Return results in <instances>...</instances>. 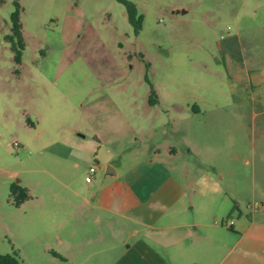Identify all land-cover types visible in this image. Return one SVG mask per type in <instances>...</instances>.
Here are the masks:
<instances>
[{
  "label": "rangeland",
  "instance_id": "rangeland-1",
  "mask_svg": "<svg viewBox=\"0 0 264 264\" xmlns=\"http://www.w3.org/2000/svg\"><path fill=\"white\" fill-rule=\"evenodd\" d=\"M14 1L0 3V252L15 250L23 264H70L55 250H45L47 243L58 248L51 232L31 236L39 219L37 208L43 204L51 206L52 221L75 224V241L85 238L88 252L105 245L90 241L101 226L93 224L91 214L82 216L78 198L68 201L65 188L43 171L58 148L54 142L76 137L84 129L82 125L76 130L74 124L79 117L77 94L81 81L91 77L90 67L78 56L58 73L67 43L64 33L73 22L100 28L109 38L107 29L116 25L122 47L115 49L127 54L134 47L146 50L158 69L149 71L152 76L160 68L166 70L174 42L196 43L197 52L202 47L221 60L233 88L243 93L244 104L240 110L203 103L206 112L181 115L189 131H181L180 140L206 141L213 148L208 147L211 156L201 158L179 147L182 154L173 166L184 185L226 189L239 203L240 214L231 205L235 220H248L253 212L257 220H264V0H131L145 13L138 35L127 17L123 22L121 13L126 10L119 0H16L23 48L15 37H8ZM174 6L180 11L173 12ZM148 38L160 40L163 48ZM180 67L188 73L185 65ZM212 70L210 79L200 76L214 93L224 86L217 84L216 69ZM13 181L28 188L29 197L19 205L9 199ZM250 201L260 202V210L253 211ZM71 203L75 211L67 209ZM83 219L87 223L82 224ZM106 257L105 251L75 261L104 264Z\"/></svg>",
  "mask_w": 264,
  "mask_h": 264
},
{
  "label": "crops",
  "instance_id": "crops-1",
  "mask_svg": "<svg viewBox=\"0 0 264 264\" xmlns=\"http://www.w3.org/2000/svg\"><path fill=\"white\" fill-rule=\"evenodd\" d=\"M121 17L127 21L126 11ZM107 32L110 38L100 28L73 22L64 33L67 43L58 73L78 56L91 70L77 94L74 129H84L76 137L55 141L57 157L43 168L65 188L68 201L78 198L82 216L91 214L93 224L101 226L90 241L105 245L94 252L106 251L104 264H264V220H257L254 212L248 220H235L231 205L240 214L239 203L226 189L184 185L173 166L182 154L179 147L201 158L211 156L208 147L213 148L206 141L180 140L181 131H189L181 115L206 112L203 103L240 110L244 104L243 93L233 88L221 60L202 47L197 52L196 43L174 42L166 70L160 68L152 76L149 71L158 69L146 50H117L116 45L122 47L118 27ZM148 39L163 48L160 40ZM181 64L188 73L181 71ZM213 67L217 84L224 86L214 93L201 81L204 75L210 79ZM150 86L157 95L155 103L148 101ZM91 164L96 169L87 181ZM73 205L67 209L74 210ZM51 211L46 204L37 208L39 219L31 236L51 232L58 248L47 243L45 250H55L70 264L84 263L75 258L83 255L86 261L95 253L88 252L85 238L75 241L74 223L52 221ZM228 218L229 225L224 223Z\"/></svg>",
  "mask_w": 264,
  "mask_h": 264
},
{
  "label": "trees",
  "instance_id": "trees-1",
  "mask_svg": "<svg viewBox=\"0 0 264 264\" xmlns=\"http://www.w3.org/2000/svg\"><path fill=\"white\" fill-rule=\"evenodd\" d=\"M125 6L127 18L129 23L133 27L134 33H138L142 27L143 14L138 11L136 4L131 0H119ZM3 0H0V3ZM21 7L18 1H14V9L10 13V29L11 34L9 38L15 37L20 48H23L24 42L22 37V21L20 18ZM20 49L17 50L16 58L19 60ZM148 101L155 103L157 101V95L152 86H150ZM29 197L28 188L21 185L19 182H11L9 185V199L19 205L21 202ZM57 254V253H56ZM61 259H65L60 254H57ZM0 264H23V261L19 257L18 253L13 250L11 252H0Z\"/></svg>",
  "mask_w": 264,
  "mask_h": 264
},
{
  "label": "built area",
  "instance_id": "built-area-1",
  "mask_svg": "<svg viewBox=\"0 0 264 264\" xmlns=\"http://www.w3.org/2000/svg\"><path fill=\"white\" fill-rule=\"evenodd\" d=\"M95 169H96L95 164H91V165H89L88 170H87V174H86V176H85V179H86L87 181H90V180H91V177H92L93 173L95 172ZM248 206H249L253 211H257V210H259V209L262 207V204H261L260 202H258V201H250V202L248 203ZM224 223L227 224V225H229V224L232 223V220L228 218V219L225 220Z\"/></svg>",
  "mask_w": 264,
  "mask_h": 264
}]
</instances>
